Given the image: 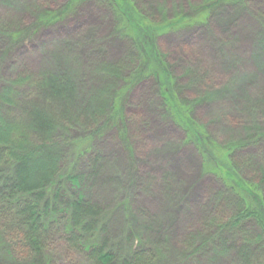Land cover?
Listing matches in <instances>:
<instances>
[{"label": "rangeland", "instance_id": "obj_1", "mask_svg": "<svg viewBox=\"0 0 264 264\" xmlns=\"http://www.w3.org/2000/svg\"><path fill=\"white\" fill-rule=\"evenodd\" d=\"M210 1L131 0L146 20L158 25L185 15L190 23L204 20L162 30L154 36L155 48L170 69L177 94L192 106L195 121L214 142L249 141L234 161L243 177L264 191V138L250 144L254 135L264 133V0H235L206 17L202 12ZM69 3L0 0L1 46L8 44L7 34L30 30L33 35L12 49L0 82L44 73L70 79L75 93L67 103L73 121L60 123V135L70 141L89 137L97 121L102 126L104 118L94 115L121 95L124 112L117 126L93 141V156L79 161L74 147L64 155L67 168L79 161L74 171L81 177L80 188L68 186V193L82 192L100 211L97 238L108 241L119 261L139 252L151 255L153 264H264L263 242L237 254L258 232L226 225L234 197L165 109L157 79L143 76L131 83L138 73L137 43L122 27L113 3L90 0L34 29L42 14ZM17 92L12 116L23 117L29 106L43 103L34 80L18 85ZM65 106L59 102L58 111ZM8 226L0 221V264H17L16 244L1 233ZM49 246L39 264H93L60 240Z\"/></svg>", "mask_w": 264, "mask_h": 264}, {"label": "trees", "instance_id": "obj_2", "mask_svg": "<svg viewBox=\"0 0 264 264\" xmlns=\"http://www.w3.org/2000/svg\"><path fill=\"white\" fill-rule=\"evenodd\" d=\"M87 1L90 0H70L69 5L60 11L42 14L34 29L39 30L59 21ZM107 1L113 3L123 19L122 27L130 30L137 43L138 73L131 76V83H139L143 76L157 79L165 109L205 159L210 161L213 173L234 197V213L226 225L233 229L251 226L257 230L258 234L249 240L250 246L239 247L237 254L246 253L255 243H264V191L261 186L249 183L234 161V154L249 141L219 146L211 139L207 131L195 121L192 106L184 103L177 94L170 69L154 45V36L162 30L204 20L196 19L190 23L185 15L174 20L173 24L158 25L146 20L131 0ZM232 1L237 0H211L202 13L208 17V13L215 11L219 5ZM3 33L4 30L0 29V36ZM30 34V30L7 34L10 40L6 46H1L0 40V49L3 50V54L0 53V77L12 49L21 45L26 37L33 36ZM262 45L264 49V43ZM23 77L13 83L0 82V221L9 224L8 230L4 229L1 233L7 240L14 242L13 246L16 244L12 252L20 260L17 264H39L45 260L50 243L58 240L68 249L86 256L93 264H153L151 255L139 252L128 254L119 261L110 251L108 241L97 238L96 234L100 231L98 207L88 203L82 192L70 194L67 190L68 186L76 190L80 188L81 177L74 170H77L79 159L93 156V141L117 126L116 120L125 107H122L121 95L113 97L110 103L100 108V113L94 115L95 119L104 118L102 126L97 121V129L89 137L70 141L60 135L63 125L60 123L62 120L73 121L69 116V106L72 104L67 103L75 93L73 82L70 79L59 80L52 73H44L39 78ZM33 80L43 96L42 105L29 106L23 117L12 116L18 85ZM59 102L66 104L62 111H58ZM52 104L57 106L56 109L45 107ZM92 109L86 112L90 113ZM260 134L254 135L250 144L256 141L262 143L264 133ZM68 147L75 148V158L79 160L74 161L77 163L69 168L64 160Z\"/></svg>", "mask_w": 264, "mask_h": 264}]
</instances>
